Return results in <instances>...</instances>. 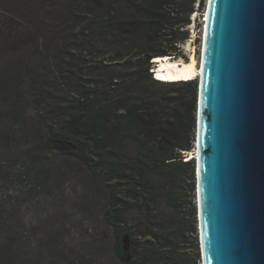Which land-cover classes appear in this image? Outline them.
I'll return each instance as SVG.
<instances>
[{
	"label": "trees",
	"instance_id": "obj_1",
	"mask_svg": "<svg viewBox=\"0 0 264 264\" xmlns=\"http://www.w3.org/2000/svg\"><path fill=\"white\" fill-rule=\"evenodd\" d=\"M102 1L59 6L66 20L45 31L47 52L38 45L23 61L34 102L43 101L53 120L47 127L25 120L16 93L14 107L0 111V129L11 112L18 128L0 140L28 135L49 148L68 144L95 177L104 174L105 218L117 237L130 239L129 249L117 252L124 264H192L184 244L193 237L199 261L196 163L185 155L195 148L198 81L158 80L153 60L180 53L196 0ZM37 159L28 157L30 164ZM49 175L40 171L36 180ZM129 211L136 217L130 234L122 226ZM8 216L1 218L13 221Z\"/></svg>",
	"mask_w": 264,
	"mask_h": 264
},
{
	"label": "rangeland",
	"instance_id": "obj_2",
	"mask_svg": "<svg viewBox=\"0 0 264 264\" xmlns=\"http://www.w3.org/2000/svg\"><path fill=\"white\" fill-rule=\"evenodd\" d=\"M67 2L0 0V111L14 107L15 94L20 93L25 120L33 119L46 127L52 122L53 115L46 114L45 103L40 99L34 102L28 81L30 70L23 61L38 45L47 52L44 33L54 24L65 22L62 17L59 20L64 15L59 6ZM206 5L207 0L195 1L191 23L184 28L189 38L180 45L179 54L169 56L171 59L189 61L193 49L200 59ZM37 57L46 60L42 54ZM110 57V53L105 55V59ZM1 124L0 138L3 132L18 128V118L11 112ZM71 150L68 144L46 147L40 141L32 142L28 135H19L10 143L0 140V264H124L117 252L120 245L129 249L130 239L126 235L117 237L114 226L105 218L106 176L98 173L96 178ZM190 154L192 157L193 153L188 152L185 160ZM31 155L39 156L33 164L28 161ZM43 170L50 173V179L41 183L36 176ZM195 198L197 203L196 192ZM164 209L168 211L167 205ZM182 212L185 217L189 215L188 209ZM2 214L10 215L13 221L2 220ZM135 218L129 211L123 221L128 234L130 220ZM193 241L188 236L184 244L186 260L202 264L201 255L195 261ZM5 249L11 253L6 255Z\"/></svg>",
	"mask_w": 264,
	"mask_h": 264
},
{
	"label": "water",
	"instance_id": "obj_3",
	"mask_svg": "<svg viewBox=\"0 0 264 264\" xmlns=\"http://www.w3.org/2000/svg\"><path fill=\"white\" fill-rule=\"evenodd\" d=\"M196 193L203 264H264V0H207Z\"/></svg>",
	"mask_w": 264,
	"mask_h": 264
},
{
	"label": "bare ground",
	"instance_id": "obj_4",
	"mask_svg": "<svg viewBox=\"0 0 264 264\" xmlns=\"http://www.w3.org/2000/svg\"><path fill=\"white\" fill-rule=\"evenodd\" d=\"M206 21L207 18L204 21V24L206 23ZM203 56H204V49L200 55L199 60L196 58L195 50L193 49L189 61L186 62H184L183 60L171 59L169 56L157 57L156 59H154V63H157L158 66L156 67L155 70H153V72L154 74L157 75L156 78L158 80L165 82L191 81L195 79H198L199 81L200 77L203 74V70L201 69ZM196 132H198L197 125H196ZM196 149L197 148H195V150ZM191 153H193L192 158L195 159V152H191Z\"/></svg>",
	"mask_w": 264,
	"mask_h": 264
},
{
	"label": "clouds",
	"instance_id": "obj_5",
	"mask_svg": "<svg viewBox=\"0 0 264 264\" xmlns=\"http://www.w3.org/2000/svg\"><path fill=\"white\" fill-rule=\"evenodd\" d=\"M207 12H208V6L206 5V9H205V12H204V15H203V21H205L206 20V18H207ZM205 26H206V23L204 24L203 23V33H202V50H201V53L203 52V49H204V37H205ZM202 60H203V58H202ZM153 62H154V60H153ZM157 64V63H156ZM157 66H158V64H157ZM155 78H156V74H155ZM157 79V78H156ZM197 139V138H196ZM195 148H197V140H196V142H195ZM194 152H195V158L197 157V149L196 150H194ZM192 157H191V154H190V156L189 157H187V159L186 160H190ZM198 208V207H197ZM199 240H200V238H199ZM200 249H201V242H200ZM202 264H203V262H202Z\"/></svg>",
	"mask_w": 264,
	"mask_h": 264
}]
</instances>
